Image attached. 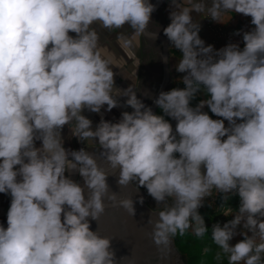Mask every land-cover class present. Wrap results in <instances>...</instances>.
Instances as JSON below:
<instances>
[{
  "label": "clouds",
  "instance_id": "9594fccd",
  "mask_svg": "<svg viewBox=\"0 0 264 264\" xmlns=\"http://www.w3.org/2000/svg\"><path fill=\"white\" fill-rule=\"evenodd\" d=\"M170 8L163 33L182 54L175 70L185 73V87L154 98L158 115L138 98L136 83L114 87L112 61L91 27L128 24L155 40L150 0H0V193L11 196L7 228L0 224V264H118L114 237L99 231L106 201L136 214L132 197L119 198L107 183L117 169L120 189L134 183L164 205L147 221L161 251L190 228L196 236L207 232L198 210L215 190L224 201L236 193L240 202L234 214H223L233 219L213 224L214 243L228 264H264V0H212L211 7L170 0ZM193 11L218 23L225 13L243 14L254 28L243 33L242 50L234 43L214 50L200 38ZM117 41L132 47L124 33ZM200 93L207 98L193 107ZM117 96L133 111L118 122L102 118L92 130L82 112L100 113L105 105L110 112ZM166 117L177 122L175 130ZM65 125L80 142L98 140L106 168L85 148L64 147ZM66 171L78 172L83 184ZM240 225L243 239L231 245ZM125 262L134 264L129 257L119 264Z\"/></svg>",
  "mask_w": 264,
  "mask_h": 264
},
{
  "label": "crops",
  "instance_id": "0c3cea01",
  "mask_svg": "<svg viewBox=\"0 0 264 264\" xmlns=\"http://www.w3.org/2000/svg\"><path fill=\"white\" fill-rule=\"evenodd\" d=\"M151 3L156 5L158 0H150ZM206 6L211 7L212 0H205ZM170 0H163L159 8H157L151 16V23L148 27V32H158L157 38L151 39L147 33L141 35H135L134 30L125 24L121 29L117 31H109L101 26L100 22H94L91 27L95 28L99 34V45L102 56L112 61L113 71L115 73V88L126 89L130 85L136 83V91L138 92V98L142 102L150 107V104L158 92V88L164 76V69L166 68L168 73V82L163 91H169L173 88H183L185 85L181 82V77L185 73H178L175 70V65L178 63L180 56L182 55L178 49H175L171 45L168 38L164 35L163 29L171 22L170 15ZM193 20L200 24L199 36L205 41V46L212 45L214 50H219L230 43L237 44L242 50L244 47L243 33L251 31L254 25L251 24V17L245 16L239 13H225L223 16L224 23H218L211 18L203 17L200 13L193 11L191 13ZM206 15V14H205ZM239 32V35L236 33ZM118 33H124L128 39L132 41L131 48L121 47V43L117 41ZM75 36V33H69ZM159 38H165L169 41L167 46L166 57L167 62L162 59V45ZM165 67V68H164ZM135 74V76H134ZM133 76V77H132ZM148 91L153 98H149L142 95V92ZM119 106L113 108L110 112L106 111L107 106L101 109L100 113H93L85 109L82 115H85L92 121V130H95L97 124L103 118L104 120L111 122H118L121 118V114L125 111H133L131 107L127 106L125 101L127 97L117 96ZM207 96L200 93L197 97L191 101V105L194 107L201 99H206ZM203 111L208 112L213 119H222L213 115L210 110L205 106ZM155 114H162L161 109L156 106L154 110ZM172 124L173 130H175L176 121L170 117H166ZM225 126H228V122L225 121ZM62 137L64 140V147L66 149L77 150L74 145V136L71 135L69 126L65 125L62 130ZM226 138V137H225ZM90 144L87 141L85 143L78 140V145L86 150L99 149L98 140H95ZM36 146L40 147L41 142L36 141ZM71 159V157H70ZM66 176L70 179L78 182L79 173L66 171ZM138 188L136 184H132ZM143 188L144 187H139ZM146 192V190H145ZM235 202L232 205V214L239 207V196L234 193ZM173 198H169L168 204H171ZM11 196L9 194L0 193V224L7 228V212L10 207ZM151 207V206H150ZM153 209L163 210L164 205H157L151 207ZM231 219L234 217L231 216ZM245 231L242 225L237 227V235L232 239V243L239 242L243 239V236L239 233ZM251 235V233H248Z\"/></svg>",
  "mask_w": 264,
  "mask_h": 264
},
{
  "label": "water",
  "instance_id": "95a60500",
  "mask_svg": "<svg viewBox=\"0 0 264 264\" xmlns=\"http://www.w3.org/2000/svg\"><path fill=\"white\" fill-rule=\"evenodd\" d=\"M163 0H158L156 3V9L160 7ZM161 40L162 57H166L167 46L169 41L165 38H159ZM165 68V67H164ZM168 82V73L166 68L164 69V76L158 88V92L155 97H158L159 93L164 90ZM154 98L150 104L153 112L156 108ZM74 145L77 150L81 149L78 145V138L74 137ZM97 158V162L101 167L106 168L107 164L100 157V148L87 150ZM119 169L114 172H109L107 176V183L110 186L111 191L118 193L119 198L132 197L134 201V207L136 214L134 217L128 215V213L122 209L113 207L110 202L106 201V213L100 218L99 231L102 235L108 237H114L111 242L112 248L115 250L116 259L119 261L122 257H129L134 260V264H178L176 257V250L171 240L168 249L161 251L153 243L150 233L152 232V226L148 224V219L152 213H158L160 210L153 209L146 202V192L143 188H136L132 184L127 188L120 189L117 184V176ZM78 183L83 184V180L79 175ZM88 190L85 188V195L87 197ZM143 196V204L139 203V197ZM157 219V217H152ZM91 230L96 231L98 224L94 220H90ZM126 264V262H125Z\"/></svg>",
  "mask_w": 264,
  "mask_h": 264
},
{
  "label": "rangeland",
  "instance_id": "374dc122",
  "mask_svg": "<svg viewBox=\"0 0 264 264\" xmlns=\"http://www.w3.org/2000/svg\"><path fill=\"white\" fill-rule=\"evenodd\" d=\"M146 190V188H144ZM236 196L230 194L229 199L224 201L222 194L213 190L212 196L206 197L204 204L199 208V213L204 217L205 226L208 228L203 236H196L192 229H188L183 236L177 234L171 240L176 250L178 264H228V257L222 253V250L214 243L212 239L213 224L220 223L223 226L231 219L230 215H223L232 210ZM146 202L155 207V200L148 195L146 190ZM174 238V239H173ZM175 241V243H174ZM235 245L236 242H229ZM217 253L221 254V259L217 260Z\"/></svg>",
  "mask_w": 264,
  "mask_h": 264
},
{
  "label": "trees",
  "instance_id": "16d2710c",
  "mask_svg": "<svg viewBox=\"0 0 264 264\" xmlns=\"http://www.w3.org/2000/svg\"><path fill=\"white\" fill-rule=\"evenodd\" d=\"M174 239V238H173ZM174 243H175V241H174ZM176 244V243H175Z\"/></svg>",
  "mask_w": 264,
  "mask_h": 264
}]
</instances>
